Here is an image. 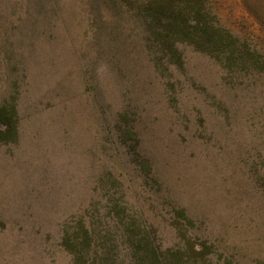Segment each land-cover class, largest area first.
I'll use <instances>...</instances> for the list:
<instances>
[{"label":"rangeland","instance_id":"374dc122","mask_svg":"<svg viewBox=\"0 0 264 264\" xmlns=\"http://www.w3.org/2000/svg\"><path fill=\"white\" fill-rule=\"evenodd\" d=\"M211 1L223 23L264 45V0ZM101 11L95 0H0L1 118L13 124V140H0V264H72L63 238L79 220L101 228L121 192L150 197L131 173V190L107 174L114 160L98 123L114 118L95 79L114 74L89 30ZM185 56L175 103L148 92L160 132L180 141L175 189L203 207L220 246L264 264V77L226 83L208 58ZM108 99L121 103L116 91Z\"/></svg>","mask_w":264,"mask_h":264},{"label":"trees","instance_id":"16d2710c","mask_svg":"<svg viewBox=\"0 0 264 264\" xmlns=\"http://www.w3.org/2000/svg\"><path fill=\"white\" fill-rule=\"evenodd\" d=\"M96 1L101 23L89 13L90 37L106 61L105 70L114 74L112 84L95 79L114 118L98 123L114 160L107 174L131 190V173L150 197L128 199L121 192L110 200L116 211L101 228L79 220L63 238L72 264H248L220 246L193 197H179L175 185L181 177H174L171 162L177 157L172 145L180 141L173 140L176 132H160L148 108L154 105L148 92L159 88L169 102L178 100L175 74H183L187 49L217 65L226 83L247 75L264 77V45L250 31L223 23L211 0ZM147 61L153 77L144 72ZM129 64L139 72L128 76ZM113 91L121 97L117 107L108 99ZM2 111L0 140H13V124L1 118Z\"/></svg>","mask_w":264,"mask_h":264}]
</instances>
